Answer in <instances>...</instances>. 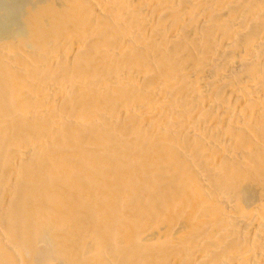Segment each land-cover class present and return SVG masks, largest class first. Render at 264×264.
I'll list each match as a JSON object with an SVG mask.
<instances>
[{"label": "bare ground", "instance_id": "obj_1", "mask_svg": "<svg viewBox=\"0 0 264 264\" xmlns=\"http://www.w3.org/2000/svg\"><path fill=\"white\" fill-rule=\"evenodd\" d=\"M27 2L0 0V264H264V0L24 30Z\"/></svg>", "mask_w": 264, "mask_h": 264}, {"label": "rangeland", "instance_id": "obj_2", "mask_svg": "<svg viewBox=\"0 0 264 264\" xmlns=\"http://www.w3.org/2000/svg\"><path fill=\"white\" fill-rule=\"evenodd\" d=\"M35 1V2H34ZM40 1H42V3H39ZM45 1H46V3H49V4H51V2L52 1H55V0H31V1H29L28 0V4H26L25 5V7H24V9H23V11H22V15H24V14H26V15H24V16H21L22 18H21V21H23V23L21 22V25H22V27L24 28L25 27V25H23L24 24V22H25V20H26V18L29 16L28 14L30 13V14H32L33 16H31V18H32V20H34L33 19V17H35V21L33 22L34 24L35 23H37L36 21H40V19H42V17L49 11L48 9H50V5L49 4H44L45 3ZM48 1H50V2H48ZM36 2H38V3H36ZM35 3V4H34ZM30 4V5H29ZM38 5V8H36L35 6H37ZM42 4V5H41ZM31 5H32V7H31ZM34 5V6H33ZM43 5H46V6H44L45 8H48V9H46L45 10V8L43 7ZM26 6H29V7H26ZM41 7V9H40V7ZM35 7V8H34ZM30 9V10H29ZM36 9V10H35ZM44 10V11H43ZM26 11V12H25ZM40 11V14L38 13ZM43 11V12H42ZM34 13V14H33ZM37 13V14H36ZM43 13V14H42ZM35 15V16H34ZM40 15H42V16H40ZM27 16V17H26ZM41 17V18H40ZM38 18H40V19H38ZM24 19V20H23ZM14 26V25H13ZM12 26V28H10V30H9V32H12L13 30H15L16 29V25L13 27ZM24 30H25V28H24ZM15 39H13V40H11V41H13V42H17V41H14ZM26 42H25V41ZM28 37H27V34L25 35V37L23 38V40H21V41H19V42H17V43H15V45H18V43H21V42H23V44L24 43H27L28 42Z\"/></svg>", "mask_w": 264, "mask_h": 264}]
</instances>
